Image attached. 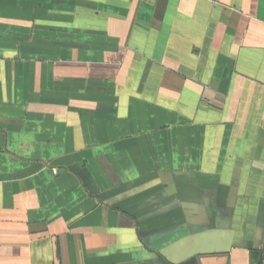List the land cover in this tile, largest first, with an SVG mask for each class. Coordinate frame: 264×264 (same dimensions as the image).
Instances as JSON below:
<instances>
[{
  "label": "crops",
  "instance_id": "obj_1",
  "mask_svg": "<svg viewBox=\"0 0 264 264\" xmlns=\"http://www.w3.org/2000/svg\"><path fill=\"white\" fill-rule=\"evenodd\" d=\"M0 264H264V0H0Z\"/></svg>",
  "mask_w": 264,
  "mask_h": 264
}]
</instances>
